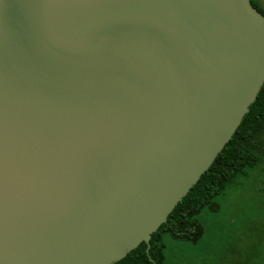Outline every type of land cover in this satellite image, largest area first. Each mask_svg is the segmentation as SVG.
<instances>
[{
    "label": "water",
    "instance_id": "95a60500",
    "mask_svg": "<svg viewBox=\"0 0 264 264\" xmlns=\"http://www.w3.org/2000/svg\"><path fill=\"white\" fill-rule=\"evenodd\" d=\"M263 85L251 0H0V264L149 243Z\"/></svg>",
    "mask_w": 264,
    "mask_h": 264
},
{
    "label": "trees",
    "instance_id": "16d2710c",
    "mask_svg": "<svg viewBox=\"0 0 264 264\" xmlns=\"http://www.w3.org/2000/svg\"><path fill=\"white\" fill-rule=\"evenodd\" d=\"M252 5L264 15V12ZM264 165V85L257 99L249 107L240 126L231 140L178 203L167 222L152 234L149 243L142 242L124 259L114 264H171L167 254L170 241L182 242L199 247L206 236V227L200 216L209 209L216 211V199L238 177ZM264 264V259H259Z\"/></svg>",
    "mask_w": 264,
    "mask_h": 264
},
{
    "label": "rangeland",
    "instance_id": "374dc122",
    "mask_svg": "<svg viewBox=\"0 0 264 264\" xmlns=\"http://www.w3.org/2000/svg\"><path fill=\"white\" fill-rule=\"evenodd\" d=\"M264 12V0H252ZM199 217L206 236L199 247L170 241L171 264H259L264 259V165L238 177Z\"/></svg>",
    "mask_w": 264,
    "mask_h": 264
},
{
    "label": "crops",
    "instance_id": "0c3cea01",
    "mask_svg": "<svg viewBox=\"0 0 264 264\" xmlns=\"http://www.w3.org/2000/svg\"><path fill=\"white\" fill-rule=\"evenodd\" d=\"M262 1V0H261Z\"/></svg>",
    "mask_w": 264,
    "mask_h": 264
}]
</instances>
